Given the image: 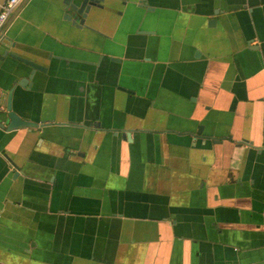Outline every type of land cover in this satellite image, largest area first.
I'll return each instance as SVG.
<instances>
[{"label": "crops", "instance_id": "crops-1", "mask_svg": "<svg viewBox=\"0 0 264 264\" xmlns=\"http://www.w3.org/2000/svg\"><path fill=\"white\" fill-rule=\"evenodd\" d=\"M99 4L0 31V264H264V0Z\"/></svg>", "mask_w": 264, "mask_h": 264}, {"label": "water", "instance_id": "water-1", "mask_svg": "<svg viewBox=\"0 0 264 264\" xmlns=\"http://www.w3.org/2000/svg\"><path fill=\"white\" fill-rule=\"evenodd\" d=\"M3 1L4 0H0V4ZM66 1L71 7L74 8L75 12L79 14L80 17L77 23H82L83 17L86 15L91 5H96V6L100 5L99 4L100 0H77L78 1L77 4L73 3L72 0H66ZM9 54L31 66V71L32 69L40 68V65L37 62L21 57L17 55L15 52H9ZM25 125H29L28 121L19 118L15 113L11 111L10 94L8 93L4 108V117L3 118L0 117V130L9 131L19 126H25Z\"/></svg>", "mask_w": 264, "mask_h": 264}, {"label": "built area", "instance_id": "built-area-1", "mask_svg": "<svg viewBox=\"0 0 264 264\" xmlns=\"http://www.w3.org/2000/svg\"><path fill=\"white\" fill-rule=\"evenodd\" d=\"M22 0H4L0 4V31L6 23L9 14ZM264 147V143H263Z\"/></svg>", "mask_w": 264, "mask_h": 264}]
</instances>
